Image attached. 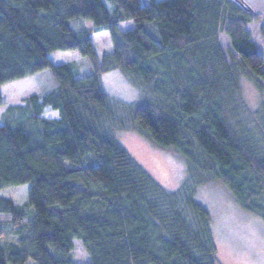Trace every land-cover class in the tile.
Listing matches in <instances>:
<instances>
[{"label":"trees","instance_id":"obj_1","mask_svg":"<svg viewBox=\"0 0 264 264\" xmlns=\"http://www.w3.org/2000/svg\"><path fill=\"white\" fill-rule=\"evenodd\" d=\"M146 1L0 0V86L44 69L55 82L0 124V191L29 185L22 207L0 196V228L9 226L0 264H77L75 240L85 264H217L209 213L195 200L208 182L264 220V59L247 31L255 12L243 0ZM124 22L132 27L120 30ZM99 30L112 45L101 59L91 41ZM65 50L90 73L48 57ZM111 70L139 93L121 111L101 86ZM244 78L262 95L249 113ZM46 109L59 118L42 117ZM115 131L182 159L178 189L157 183Z\"/></svg>","mask_w":264,"mask_h":264},{"label":"rangeland","instance_id":"obj_2","mask_svg":"<svg viewBox=\"0 0 264 264\" xmlns=\"http://www.w3.org/2000/svg\"><path fill=\"white\" fill-rule=\"evenodd\" d=\"M243 1L255 12V20L247 26V31L264 59V0ZM107 4L111 6V3ZM83 24L86 28L92 26L89 21ZM118 27L122 31L127 30L132 27V23H120ZM91 41L98 59L112 51L110 35L106 30L92 32ZM220 41L224 48L228 47L225 36H221ZM48 57L54 64L75 63L78 76L90 73L88 60L77 51H55ZM100 81L112 107L117 111L139 98L138 91L118 70L101 74ZM54 87L55 82L48 69L0 86V124L8 107L23 106L30 95L44 94ZM261 98V93L251 81L246 78L241 80V99L248 113L258 107ZM42 117L59 118L58 113L50 109H46ZM114 137L164 189L174 191L184 181L186 164L174 152L156 147L134 131H115ZM28 192L29 185L26 184L1 190L0 196L9 197L22 207L27 201ZM195 200L209 213L210 231L217 250V264H264V220L241 209L232 195L218 182H208L197 188ZM1 230L6 239L9 226L4 224ZM72 258L77 264L89 261L82 244L76 240L73 242Z\"/></svg>","mask_w":264,"mask_h":264}]
</instances>
